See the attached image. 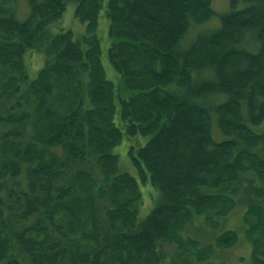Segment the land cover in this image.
<instances>
[{"label":"trees","instance_id":"trees-1","mask_svg":"<svg viewBox=\"0 0 264 264\" xmlns=\"http://www.w3.org/2000/svg\"><path fill=\"white\" fill-rule=\"evenodd\" d=\"M228 6L0 0V264H264V0Z\"/></svg>","mask_w":264,"mask_h":264},{"label":"rangeland","instance_id":"rangeland-1","mask_svg":"<svg viewBox=\"0 0 264 264\" xmlns=\"http://www.w3.org/2000/svg\"><path fill=\"white\" fill-rule=\"evenodd\" d=\"M213 1H214V5L216 9L219 11H224L227 8H229L228 0H213ZM18 8L19 10L23 8L26 9L25 3L19 5ZM239 8H242V7H239ZM73 14H74V9L72 6H70L67 13L65 14V18L63 22L61 23V26L71 28L72 30H74L73 32L75 33L76 36H80V34L84 32V26L74 18ZM103 21H105L106 24H108V21L105 17V12L101 16V23ZM27 62L30 68V73L32 74V76H35L37 73V70L40 69L41 66H43L44 64V56L39 52H32L28 55ZM208 101H211V100H208ZM127 164L128 166L130 165V163H127ZM149 205H150V200L149 198H146L145 204L143 207L144 212L149 210L148 209ZM242 212L243 210L241 208L237 209V211H234V213L228 218L227 226L232 229L239 230L243 226L242 217L240 216L242 215L241 214ZM239 234H240L239 244L232 250L229 249V250L223 251V255L218 254V253L213 254L212 264H221V260L222 261L229 260L233 264H237V262L240 260H242L240 264L241 263L245 264V262L247 263V260L249 259V254L251 253L252 245L249 240H246L244 238L243 232L239 231Z\"/></svg>","mask_w":264,"mask_h":264},{"label":"bare ground","instance_id":"bare-ground-1","mask_svg":"<svg viewBox=\"0 0 264 264\" xmlns=\"http://www.w3.org/2000/svg\"><path fill=\"white\" fill-rule=\"evenodd\" d=\"M81 22V21H80ZM119 99V98H118ZM155 104V103H154ZM123 107V106H122ZM35 122V121H34ZM229 214V213H228Z\"/></svg>","mask_w":264,"mask_h":264}]
</instances>
